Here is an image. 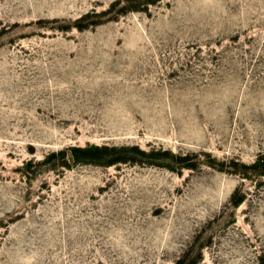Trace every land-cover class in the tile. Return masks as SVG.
<instances>
[{
  "label": "rangeland",
  "instance_id": "374dc122",
  "mask_svg": "<svg viewBox=\"0 0 264 264\" xmlns=\"http://www.w3.org/2000/svg\"><path fill=\"white\" fill-rule=\"evenodd\" d=\"M263 162L264 0H0V264H264Z\"/></svg>",
  "mask_w": 264,
  "mask_h": 264
},
{
  "label": "trees",
  "instance_id": "16d2710c",
  "mask_svg": "<svg viewBox=\"0 0 264 264\" xmlns=\"http://www.w3.org/2000/svg\"><path fill=\"white\" fill-rule=\"evenodd\" d=\"M78 151V150H77ZM76 151V152H77ZM82 158L81 159H85V160H92L93 158H92V153H91V151H90V149H85V150H83L82 151ZM260 161V160H259ZM261 161H262V159H261ZM264 163V162H263ZM264 165V164H263ZM180 263V262H179Z\"/></svg>",
  "mask_w": 264,
  "mask_h": 264
},
{
  "label": "bare ground",
  "instance_id": "6f19581e",
  "mask_svg": "<svg viewBox=\"0 0 264 264\" xmlns=\"http://www.w3.org/2000/svg\"><path fill=\"white\" fill-rule=\"evenodd\" d=\"M93 198V197H92Z\"/></svg>",
  "mask_w": 264,
  "mask_h": 264
}]
</instances>
